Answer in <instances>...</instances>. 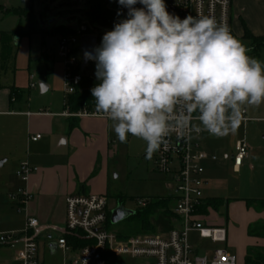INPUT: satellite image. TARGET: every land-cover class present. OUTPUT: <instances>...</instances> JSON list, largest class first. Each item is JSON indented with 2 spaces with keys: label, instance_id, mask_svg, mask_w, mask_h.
<instances>
[{
  "label": "rangeland",
  "instance_id": "rangeland-1",
  "mask_svg": "<svg viewBox=\"0 0 264 264\" xmlns=\"http://www.w3.org/2000/svg\"><path fill=\"white\" fill-rule=\"evenodd\" d=\"M15 6L26 9H18V17L10 12H0V29L15 34L10 49L12 57L5 64L1 73V84L16 86L23 94V103H28L30 111H49L61 113L64 110V66L57 54V40L61 35L53 34L55 25H49V19L58 21L79 22L98 28L99 33L105 34L113 27H104L92 24L87 19L89 0H12ZM107 8L120 12L124 19L127 14L122 12L116 0H109ZM50 42L47 44V40ZM247 45L250 55L264 61V46L254 51L251 43L245 39H239ZM17 42V43H16ZM92 68V67H90ZM90 68L85 74L90 73ZM40 84L50 87L46 93H41ZM19 91V89L14 90ZM18 94V93H17ZM17 96H20L18 94ZM248 122H241L235 133H230L226 138L205 136L200 143L207 152L215 153L218 157L216 163H207V181L209 185L204 189L205 197L218 198L226 201L219 209H205L199 220L207 226H221L227 231V243L214 245L202 241L197 234L191 233L189 239L197 249H205L212 255L211 249L225 248L238 256L243 263L246 250L250 246L259 244L264 247V240L248 236L247 230L250 224L264 220V212L255 208H248L246 200H264V104L260 106L245 105L242 109ZM110 122V136L116 145V149L110 157L105 158L103 169L99 167L92 171L86 181L88 193L93 194L94 188L91 181L96 180V187L101 188L102 195L107 196L110 209L121 206L134 214L140 208L143 201L155 202L160 197L171 195L170 176L157 171L154 164L155 152L149 158L146 143L138 138H128L127 143H120L112 129ZM246 140L250 146L249 156L245 160L243 168L236 172L232 166L231 157L235 152L238 141ZM27 157L30 151L24 144L19 152ZM228 156V160L225 157ZM5 160H7L5 162ZM23 164V163H22ZM21 166L20 160L5 155L0 159V232L21 233L26 227V213L24 209L18 210L17 202L12 196L22 188L23 182L18 178L17 172ZM45 215L47 223L41 221V230H51L52 240L55 242L58 229L63 224L57 220L56 210L49 209ZM124 221L111 225L115 231ZM47 235V234H45ZM47 238L39 241L40 257L45 264H65L67 257L58 251L51 255L47 244ZM12 255L7 249L0 247V263L10 260ZM143 260L120 259V264H143Z\"/></svg>",
  "mask_w": 264,
  "mask_h": 264
},
{
  "label": "clouds",
  "instance_id": "clouds-1",
  "mask_svg": "<svg viewBox=\"0 0 264 264\" xmlns=\"http://www.w3.org/2000/svg\"><path fill=\"white\" fill-rule=\"evenodd\" d=\"M116 2L127 18L85 56L95 60L99 81L90 90L95 112L113 122L120 143L141 139L150 158L194 119L197 131L225 137L240 127L243 106L264 104V61L226 23L181 19L165 0Z\"/></svg>",
  "mask_w": 264,
  "mask_h": 264
},
{
  "label": "built area",
  "instance_id": "built-area-1",
  "mask_svg": "<svg viewBox=\"0 0 264 264\" xmlns=\"http://www.w3.org/2000/svg\"><path fill=\"white\" fill-rule=\"evenodd\" d=\"M165 3L167 10L181 19L187 15L207 16L226 23L232 32V0H165ZM136 7L141 5L137 4ZM119 8L127 14L126 8L121 5ZM86 35L96 37L98 47L104 34L99 33L97 28L79 25L78 22L75 34L60 36L57 40V54L64 66L65 97L77 91L90 67L88 75L96 79L95 63L90 62L82 68L81 38ZM62 116L109 120L104 115L97 114L95 108H84L77 112L66 108ZM242 122L246 123L248 120L244 117ZM198 123L194 119L193 127L186 133L173 132L167 138V146L161 145L154 156L157 171L170 176V196L174 200L172 211L178 222L177 227L166 235H139L119 239L109 225L115 208L110 209L107 196H68L65 199V219L61 230L58 229L60 236L56 242V251H61L67 257L65 264H120L122 258L143 260V264H244L240 263L237 255L225 248L211 249L210 255L205 249H196L189 239V235L194 233L202 241L214 245L225 246L227 243V231L224 227L207 226L199 220L204 215L202 209L207 202L204 195L205 164L217 162L218 157L203 149L201 138L211 135L203 130L197 131ZM40 138L41 135H36L31 140L35 142ZM249 151L250 146L246 140L236 142L235 152L231 157L235 171L238 172L243 167ZM33 171L27 163H23L17 176L26 182ZM12 198L18 202L19 211H26L32 199L23 188ZM139 204L140 207H145L146 201ZM40 230V220L27 215L22 235L17 232H0V247L14 255L11 261L2 264H44L38 242ZM78 242L84 244L78 245Z\"/></svg>",
  "mask_w": 264,
  "mask_h": 264
},
{
  "label": "crops",
  "instance_id": "crops-1",
  "mask_svg": "<svg viewBox=\"0 0 264 264\" xmlns=\"http://www.w3.org/2000/svg\"><path fill=\"white\" fill-rule=\"evenodd\" d=\"M18 9L26 8L15 6L12 0H0V12L8 13ZM231 25L232 34L238 39H245V30L255 37H264V0H232ZM2 33L12 32L0 29V47ZM13 39L14 37L11 39L9 47L12 46ZM10 50L11 55L6 62L3 61L0 52V77L5 64L13 55V49ZM42 85H44V91L40 88L41 93H46L50 87L45 84ZM12 89H19L13 96V100L10 98ZM20 90L14 85L1 84L0 78V159L5 155L10 157L14 153V157L19 159L21 164L27 163L34 169L26 182L20 179L23 182L22 188L32 198L27 205V210H24L26 216H34L40 220V223L42 221L46 224L48 220L44 217H46L49 209H52L57 211V220L63 224L66 197L102 195V189L99 186L96 187V180L90 182L94 188V193H88L86 181L96 168L99 167L100 171L103 169L106 156L110 157L116 149V145L110 136L111 120L63 117L62 113L66 110L65 95L64 110L61 113L30 111L28 103L26 105L23 103L24 92L21 93ZM17 93L20 96H17ZM36 135H41V138L34 142L31 138ZM24 144L30 151L27 157L19 154ZM207 175L206 169L204 189H207L209 185ZM205 198L207 201L212 199L210 197ZM12 200L17 202L13 198ZM15 206L18 207V205ZM50 231V229L40 230L38 242L41 238H47L49 240L48 250L51 255H55L57 251L52 254L49 245L51 243L56 244L60 233L57 232V240L54 242L52 235L49 234ZM197 249L202 250L201 248ZM7 252L12 255L9 260L11 261L14 255L8 250ZM6 261L8 260L3 262ZM42 261L44 262V259ZM243 263H245V259Z\"/></svg>",
  "mask_w": 264,
  "mask_h": 264
},
{
  "label": "trees",
  "instance_id": "trees-1",
  "mask_svg": "<svg viewBox=\"0 0 264 264\" xmlns=\"http://www.w3.org/2000/svg\"><path fill=\"white\" fill-rule=\"evenodd\" d=\"M108 2L109 0H89V9L86 16L92 24L112 28L115 23L123 20L121 16L107 8ZM10 13L21 17L18 10H12ZM53 34L70 36L75 34V32L66 27H55L52 35ZM14 36L15 34L13 33H2L0 52L4 62H6L11 55L9 43ZM244 38L251 43V47L254 51L264 46V37H255L247 30H245ZM98 83L99 81L97 79L89 75L85 76L77 91L66 97L65 107L69 108L71 112H77L84 108H95L94 98L90 90ZM15 93L16 92L12 89L10 93V98L12 100ZM245 202L248 208H255L264 212V200H246ZM225 204L226 201L223 199L212 198L206 202L205 207L202 209V213L204 214L205 209H219ZM173 205L174 200L171 196L160 197L152 203L146 201L145 207L138 208L135 213L126 219L114 232L119 239H128L139 235H166L178 225L177 219L172 211ZM109 225H111L110 221ZM247 233L248 236L252 238L264 240V220L250 224ZM78 243H80L78 245L84 244L83 242ZM244 264H264V247L260 245L248 247Z\"/></svg>",
  "mask_w": 264,
  "mask_h": 264
},
{
  "label": "water",
  "instance_id": "water-1",
  "mask_svg": "<svg viewBox=\"0 0 264 264\" xmlns=\"http://www.w3.org/2000/svg\"><path fill=\"white\" fill-rule=\"evenodd\" d=\"M49 25L53 26L56 25V27H66L70 29L73 32L78 31V22H67V21H58L57 19H49ZM50 40H47V43H49ZM97 47V38L94 36H83L81 38V47L80 50L82 52V68L84 69L90 62L95 63L94 59H88L85 56L86 52H92L94 54V49ZM40 88L42 91H44V85L40 84ZM133 214L130 213L128 210H126L123 206L116 207L111 213V224L116 225L122 221H125ZM49 248L51 250L52 254L56 253V244L51 243L49 245Z\"/></svg>",
  "mask_w": 264,
  "mask_h": 264
},
{
  "label": "flooded vegetation",
  "instance_id": "flooded-vegetation-1",
  "mask_svg": "<svg viewBox=\"0 0 264 264\" xmlns=\"http://www.w3.org/2000/svg\"><path fill=\"white\" fill-rule=\"evenodd\" d=\"M118 203H119V204H121V206H123V204H122V203H120L119 201H118Z\"/></svg>",
  "mask_w": 264,
  "mask_h": 264
}]
</instances>
